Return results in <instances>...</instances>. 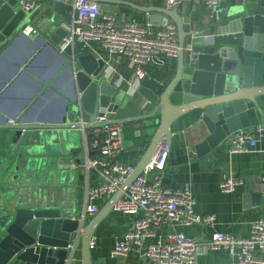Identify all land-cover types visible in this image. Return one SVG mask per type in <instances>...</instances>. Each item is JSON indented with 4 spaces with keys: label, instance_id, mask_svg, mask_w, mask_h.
Instances as JSON below:
<instances>
[{
    "label": "water",
    "instance_id": "water-1",
    "mask_svg": "<svg viewBox=\"0 0 264 264\" xmlns=\"http://www.w3.org/2000/svg\"><path fill=\"white\" fill-rule=\"evenodd\" d=\"M101 9L107 10L103 5ZM205 9L206 4H199L187 16L177 9L162 13L175 22L181 46L170 85L163 91L141 85L130 95L105 78L107 64L97 53L64 46L69 32L61 24L54 19L38 20L39 9L26 13L19 0H0V64L7 57L16 61L14 48L19 40L26 38L36 44L0 84V91L6 88L2 96L35 72L34 64L43 52L36 54L41 44L68 63L67 76L74 81L60 118L48 120L41 114L36 122L0 124V143L10 146L8 152L0 151V264H68V247L75 240L81 243L83 264H93L91 252L99 224L142 175L160 143H172L171 127L176 121L197 113L187 137L199 158L216 151L234 133L252 128L257 113L262 114L257 99L264 96V0L253 6L223 0L214 19L204 15ZM160 22L156 16L150 19L152 25ZM164 22L167 25L168 19ZM191 23L201 28L187 29ZM28 27L34 33L27 35ZM99 116L106 117L101 126L138 123L154 132L145 157L113 196V205L86 225L53 201L18 195V183L33 181L30 173L51 166L53 158L63 154L53 152L52 143H64L63 148L75 132L80 133V127L71 129L72 124L82 123L90 130L98 125ZM79 144V149L95 153L90 138ZM250 196L256 205L263 198L251 186L246 197ZM28 199L32 200L29 204Z\"/></svg>",
    "mask_w": 264,
    "mask_h": 264
},
{
    "label": "crops",
    "instance_id": "crops-1",
    "mask_svg": "<svg viewBox=\"0 0 264 264\" xmlns=\"http://www.w3.org/2000/svg\"><path fill=\"white\" fill-rule=\"evenodd\" d=\"M106 1L108 3L101 4L107 8L103 11L116 14L121 24L134 20L143 25L156 16L162 22L152 25L154 30L163 29L169 24L176 25L173 20L162 14L169 11L165 0ZM259 2L260 0H238L239 4L249 3L251 6ZM197 6L194 2L187 1L183 7L179 8V14L190 15L195 12ZM40 7L38 20L54 19L66 30L70 29L74 17L73 8L52 1H45ZM203 12L205 16L208 13L207 9ZM165 19H168L167 25L164 22ZM186 28L199 30L201 26L191 23ZM17 43L14 48L16 61L7 57V60L0 64V84L18 65L17 60L26 57L36 45L34 41L26 38ZM44 47L45 45L41 44L36 53L43 51L34 64L35 72L28 73L29 78H23L24 80L6 96H2L6 88L0 91V124L11 126L10 122L20 123L26 120L36 122L41 114L48 120L60 118L63 102L70 98L74 81L67 76L68 63L64 62L58 54ZM75 49L76 52H84L81 46ZM177 60L178 58L172 59L164 55L153 57L147 67L151 80L148 79L143 85L158 91L166 89L170 85V75L174 72ZM128 63L129 61L121 63L114 61L110 64L119 75L125 78L126 82L119 87L125 89L130 95H134L138 87L129 84L135 82V74ZM257 106L262 114L257 113L255 120H252V127L264 124V96L257 99ZM195 114L180 118L171 127L173 135L170 144L171 152L164 171L163 184L171 190L189 189L195 200L196 214L215 215L216 221L212 227L192 225L183 227L182 230L188 238L196 240H209L213 234L220 232L247 238L252 233V225L258 220H264V139H260L257 147L249 152L231 153L225 142L213 153L199 158L193 152L187 137L197 120V113ZM126 128H128L127 131H125ZM139 130L142 131L140 134L137 133ZM153 135V131L142 128L138 123L124 125V149L120 160L134 164L137 168L148 151ZM82 140V135L79 133L63 148L61 147L64 143L58 141L52 143L51 150L63 154L52 156L55 162L50 166L51 174L42 176L40 172L30 173V179L33 181L25 185L18 183V195L24 198L29 195L37 200L53 201L66 210L68 215L82 219L87 206L88 189L101 182L100 173L87 167L89 161L100 160V155L79 149V143ZM9 149V143H0V151L8 152ZM226 178L242 180L243 184L234 193H224L220 190V183ZM250 186L254 193L263 195L259 205L254 203L256 201L254 196H250V199L246 197ZM113 199V196L102 197L93 204L99 208L100 213L111 204L113 205ZM31 202V199L26 200L27 204ZM96 216L87 218L86 225ZM130 223L131 218L115 210L114 207L108 212L95 232L91 252L93 264H147V261L138 253H130L127 257L113 255L116 243L123 239L130 228ZM165 231L167 230H162L161 233L164 234ZM75 264H83L81 243ZM198 264L237 263L226 250H218L201 255Z\"/></svg>",
    "mask_w": 264,
    "mask_h": 264
},
{
    "label": "built area",
    "instance_id": "built-area-1",
    "mask_svg": "<svg viewBox=\"0 0 264 264\" xmlns=\"http://www.w3.org/2000/svg\"><path fill=\"white\" fill-rule=\"evenodd\" d=\"M45 1L73 8V22L64 46H81L84 52L97 53L107 64L105 78L116 82L118 87L126 81L111 62L129 61L135 74V82L129 84L137 86V91L151 80L147 67L153 57L164 55L176 59L180 54L178 30L174 24L159 30H154L150 22L141 25L131 20L121 24L116 14L104 12L96 0H19V3L24 12L30 13L40 9ZM187 1L206 4L207 15L214 19L216 8L223 0H165L167 9L172 11L179 10ZM32 32V28H27L26 33ZM105 121V116H99L95 123L98 125L90 130H85L82 123L71 125L72 130L80 127L85 142L91 139L95 154L101 158L89 161L87 165L100 173L101 182L88 189L84 222L99 213L93 202L119 193L136 170V165L120 160L124 149V126L117 123L101 126ZM260 139H264V124L238 131L226 143L231 153H244L256 148ZM170 152V144L160 143L142 175L132 182L116 204L115 210L128 215L131 223L123 239L116 243L113 255L127 257L130 253H138L147 264H198L201 255L226 250L237 264H264V220L252 225V233L247 238L221 232L213 234L209 240L186 236L183 227H212L216 217L196 214L195 200L189 189L171 190L164 186L163 176ZM87 153L90 152L87 150ZM242 184V180L226 178L220 183V190L234 193ZM162 230L167 231L162 234ZM79 244V240H75L68 247V264L76 263Z\"/></svg>",
    "mask_w": 264,
    "mask_h": 264
},
{
    "label": "rangeland",
    "instance_id": "rangeland-1",
    "mask_svg": "<svg viewBox=\"0 0 264 264\" xmlns=\"http://www.w3.org/2000/svg\"><path fill=\"white\" fill-rule=\"evenodd\" d=\"M78 135L79 133H77V132H75V135ZM50 169H51V167L50 166H48V167H44V166H42V167H40V174L42 175V176H44V175H46L47 173L48 174H51V172H49L50 171Z\"/></svg>",
    "mask_w": 264,
    "mask_h": 264
},
{
    "label": "trees",
    "instance_id": "trees-1",
    "mask_svg": "<svg viewBox=\"0 0 264 264\" xmlns=\"http://www.w3.org/2000/svg\"><path fill=\"white\" fill-rule=\"evenodd\" d=\"M127 130H128V128L125 129V131H127ZM145 145H147V144H145Z\"/></svg>",
    "mask_w": 264,
    "mask_h": 264
}]
</instances>
